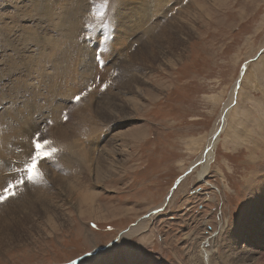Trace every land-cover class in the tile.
Returning a JSON list of instances; mask_svg holds the SVG:
<instances>
[{"label":"rangeland","instance_id":"obj_1","mask_svg":"<svg viewBox=\"0 0 264 264\" xmlns=\"http://www.w3.org/2000/svg\"><path fill=\"white\" fill-rule=\"evenodd\" d=\"M42 1L0 0V121L18 159L0 194L37 132L57 149L42 179L0 204V264H70L113 243L82 264H201L203 246L225 264L264 257V0ZM235 84L204 181L197 166L177 183Z\"/></svg>","mask_w":264,"mask_h":264},{"label":"bare ground","instance_id":"obj_2","mask_svg":"<svg viewBox=\"0 0 264 264\" xmlns=\"http://www.w3.org/2000/svg\"><path fill=\"white\" fill-rule=\"evenodd\" d=\"M31 1V0H30ZM37 1V0H36ZM39 1V0H38ZM43 1H45V0H43ZM42 1V2H43ZM72 1V0H71ZM111 1H113V0H111ZM10 2V1H9ZM16 2L17 1H15V4L14 5H16ZM34 2V1H33ZM57 2V1H56ZM115 2V1H114ZM121 2V1H120ZM154 2H156V1H154ZM2 3V2H1ZM0 3V4H1ZM18 3V2H17ZM28 3V2H27ZM32 3V2H31ZM50 3V2H49ZM64 3V2H63ZM5 4V3H4ZM22 4V3H21ZM51 4V3H50ZM37 5H38V3H37ZM53 5H55V4H53ZM57 5V4H56ZM74 5V4H73ZM77 5H78V3H77ZM5 6V5H4ZM17 6V5H16ZM42 6V5H41ZM58 6V5H57ZM69 6V5H68ZM117 6V5H116ZM20 7H21V5H20ZM43 7V6H42ZM46 7V6H45ZM48 7V6H47ZM77 7H80V6H77ZM89 7V6H88ZM113 7H114V5H113ZM120 7V6H119ZM10 8H12V6L10 7ZM41 8V7H40ZM111 8H112V6H111ZM117 8V7H116ZM25 9H26V7H25ZM34 9V8H33ZM33 9H32V11H33ZM43 9V8H42ZM45 9V8H44ZM115 9V8H114ZM20 10V9H19ZM30 10V9H29ZM37 11H38V8L36 9ZM72 10V9H71ZM113 10V9H112ZM112 10H110V11H112ZM23 11V10H22ZM21 11V12H22ZM42 11V10H41ZM47 11V10H46ZM108 11H109V9H108ZM109 11V12H110ZM115 11H117V10H115ZM7 12V11H6ZM16 12V11H15ZM20 11H19V13H21ZM23 12H26V11H23ZM28 12V11H27ZM39 12V11H38ZM48 12V11H47ZM49 12H51V11H49ZM108 12V13H109ZM11 13V12H10ZM9 12H8V14H10ZM18 13V14H19ZM35 13V12H34ZM113 13V12H112ZM7 14V15H8ZM14 14V13H13ZM24 14V13H23ZM30 14H31V12H30ZM29 14V15H30ZM36 14H37V12H36ZM36 14L35 15H33V18H34V16H36ZM111 13H109L108 15H110ZM126 14V13H125ZM43 15V14H42ZM112 15V14H111ZM128 15V14H127ZM25 16H28V15H25ZM2 17V16H1ZM3 17H4V14H3ZM7 17V16H6ZM8 17H9V15H8ZM13 17H15V16H13ZM18 16L16 15V17L15 18H17ZM38 17H40V16H38ZM114 18H115V15L113 16ZM126 17V16H125ZM19 18H20V16H19ZM33 18H31V19H33ZM47 18V17H46ZM112 21H111V23H113V18H111V17H109ZM8 19H10V18H8ZM12 19V18H11ZM21 19H22V17H21ZM37 19V18H36ZM48 19V18H47ZM56 19V18H55ZM60 19V18H59ZM17 20H18V18H17ZM41 20H43V19H41ZM77 20V19H76ZM1 21V20H0ZM13 21V20H12ZM21 20L19 19V22H20ZM26 21V20H25ZM25 21H24V23H25ZM31 21V20H30ZM36 21V20H35ZM58 21V20H57ZM71 21V20H70ZM90 21V20H89ZM18 22V21H17ZM42 22V21H41ZM125 22V21H124ZM3 23V22H2ZM13 23H14V21H13ZM35 23V22H34ZM59 23V22H58ZM75 23V22H74ZM20 24V23H19ZM30 24V23H29ZM45 24V23H44ZM62 24V23H61ZM76 24V23H75ZM127 24V23H126ZM125 24V25H126ZM17 25V24H16ZM32 25V24H31ZM36 25V24H35ZM22 26V25H21ZM27 26V25H26ZM38 26V25H37ZM9 27V26H8ZM63 28H64V26H62ZM66 27H68L67 25H66ZM65 27V28H66ZM20 28V27H19ZM122 28V27H121ZM126 28V27H125ZM70 29V28H69ZM127 30V29H126ZM53 31V33H54V30H52ZM68 31V30H67ZM125 31V30H124ZM25 32V31H24ZM36 33H37V31H36ZM44 33V32H43ZM70 33V32H69ZM68 34V33H67ZM133 34V33H132ZM145 34V33H144ZM45 35V34H44ZM71 35V34H70ZM32 36V35H31ZM144 36V35H143ZM38 37V36H37ZM42 37V36H41ZM68 37V36H67ZM73 39V38H72ZM28 41V40H27ZM124 41H127V40H125L124 39ZM38 42H42V41H38ZM48 43H49V40H48ZM36 44V43H35ZM42 44L43 43H41V46H42ZM50 44V43H49ZM71 44V43H70ZM38 45H40V44H38ZM50 45H52V44H50ZM33 46V45H32ZM44 46V45H43ZM42 46V47H43ZM37 47V46H36ZM41 47V48H42ZM45 47V46H44ZM47 47V46H46ZM45 47V48H46ZM131 47V46H130ZM38 48V47H37ZM40 48V49H41ZM122 48V47H121ZM32 49H34V48H32ZM36 49V48H35ZM120 49V48H119ZM50 50V49H49ZM124 51V50H123ZM262 51H264V47L262 48ZM51 52V51H50ZM13 53V52H12ZM50 58V57H49ZM118 58V57H117ZM242 74H243V72H242ZM242 74H241V76H242ZM52 75V74H51ZM84 75V74H83ZM11 80V79H10ZM240 80H241V78H240ZM239 80V81H240ZM1 85H3L4 84V82H2V83H0ZM16 84V83H15ZM15 87V86H14ZM23 87V86H22ZM236 84L234 85V87L232 88V90H231V93H230V96H229V98H228V101H227V103L224 105V108H223V110L221 111V113H220V116H219V118H218V123L217 124H215V127L212 129V131L210 132V135L208 136L209 138H208V141L206 142V146H205V150L201 153V154H199L200 156H198V158H196V160H194L191 164H190V166L188 167V169H189V172H191V171H193V170H195L196 168H197V166H201V169H200V171L198 172V178H199V181H204V177H205V174H206V172H207V169H208V167H209V165H210V163H211V161H212V157H213V150H214V148H215V145H216V143H217V141H218V139H219V135H220V133H221V126H224V123H225V120H226V115L228 114V112L231 110V104L233 103V101H234V98H235V96H236ZM10 90V89H9ZM236 93V94H235ZM2 98H6V97H1V99ZM49 101V100H48ZM86 101V100H85ZM22 102H23V99H20V102H18L19 104H22ZM11 103H12V98H10V99H8L6 102L4 101L3 103H2V105L3 106H5V105H11ZM62 105V104H61ZM12 106H13V103H12ZM81 108V107H80ZM101 108V107H100ZM113 108V107H112ZM1 109V108H0ZM10 109V108H9ZM74 109H76V108H74ZM73 110V109H72ZM21 111H23V110H21ZM0 113H1V111H0ZM85 113V112H84ZM83 116V115H82ZM87 115H85L84 117H86ZM80 117V116H79ZM54 118V117H53ZM16 119V118H15ZM130 119V118H129ZM11 121H12V119H11ZM16 121V120H15ZM114 121V120H113ZM17 122V121H16ZM94 122V121H93ZM9 123H11V122H9ZM115 123H116V121H115ZM18 124V123H17ZM109 124V123H108ZM55 125V124H54ZM220 125V126H219ZM56 126V125H55ZM22 127V126H21ZM21 127H19V130H21L20 128ZM26 127V126H25ZM27 127H28V124H27ZM36 127V126H35ZM76 127V126H75ZM79 127V126H78ZM77 127V128H78ZM31 128V127H30ZM62 128V127H61ZM60 128V129H61ZM83 128V127H82ZM27 129V128H26ZM55 129V128H54ZM58 129V128H57ZM62 129H65V128H62ZM85 129V128H84ZM67 130V129H66ZM65 130V131H66ZM70 130H71V128H70ZM73 130V129H72ZM74 130H78V129H75L74 128ZM73 130V131H74ZM58 131V130H57ZM63 132H64V130H62ZM62 131H60V133H62L63 134V132ZM67 131H69V129L67 130ZM12 132H13V130H12ZM51 132H55V131H51ZM79 132V131H78ZM24 133V132H23ZM57 133V132H56ZM59 133V135L61 136V134ZM67 133V132H66ZM74 133H76V132H73V134ZM15 134V133H14ZM58 134V133H57ZM65 134V133H64ZM70 134H71V136L73 137L74 135H76V134H74V135H72V133L70 132ZM70 134H69V132H68V137L67 136H65V137H67L69 140L71 139L72 140V138H70ZM11 135H13V133L11 134ZM54 135H56L55 133H54ZM59 135H58V138H59ZM67 135V134H66ZM10 136V135H9ZM15 136V135H14ZM57 136V135H56ZM55 136V137H56ZM64 136V135H63ZM91 136V135H90ZM64 137V138H65ZM5 138H7V136L5 137L4 136V129H3V125H2V123H1V121H0V152L2 151V149H3V146H5V147H7V140H5ZM53 138V137H52ZM76 138V137H75ZM61 139V138H60ZM67 139V140H68ZM63 140H65L66 141V138L65 139H63ZM61 141V140H60ZM59 141V142H60ZM72 141H74V140H72ZM19 142V141H18ZM72 146H73V143H72ZM30 147V146H29ZM80 149H82V148H80ZM204 149V148H203ZM4 151H6V152H3V157H1L0 156V172L4 169V168H6V165L7 164H9V163H11V161H12V159H14L15 160V162H16V160H18L17 159V156L16 157H14V152L11 150V149H9L8 147H7V149L5 150V149H3ZM70 150V149H69ZM77 151V150H76ZM80 151V150H79ZM70 153H72V152H70ZM86 153V152H85ZM83 154V153H82ZM81 154V155H82ZM80 155V156H81ZM8 156H11L12 158H10V157H8ZM27 156V155H26ZM14 157V158H13ZM21 157V156H20ZM25 158V157H24ZM23 161V160H22ZM15 162H14V166H15ZM26 162V161H25ZM17 167H20V162H19V165H17ZM41 169V168H40ZM73 182V181H72ZM76 183V182H75ZM77 184V183H76ZM69 187V186H68ZM77 187V186H76ZM23 188V187H22ZM43 188V187H42ZM70 188V187H69ZM69 188H67V189H69ZM21 189V188H20ZM61 189V188H60ZM75 189H77V188H75ZM51 190V189H50ZM66 190V189H65ZM71 191H68L67 192V194L66 195H64V196H70V195H72V189H70ZM20 191V190H19ZM18 190H17V192H19ZM46 191V190H45ZM67 191V190H66ZM43 192V191H42ZM62 192H63V190H62ZM38 193V192H37ZM47 193V192H46ZM76 193V192H75ZM45 194V193H44ZM52 194H54V193H52ZM56 194V193H55ZM59 194V193H58ZM77 194V193H76ZM173 197H174V192H170V194L168 195V198L166 197L164 200H163V202L160 204V205H158L157 207H155V208H152L151 210H149V212H148V214L146 215V216H144V217H142V218H140L138 221H137V223H135L134 225H132V227L130 228V229H127V231H124L123 233H121V235H120V237H119V239L117 240V242L116 243H121V241H123L125 238H127V237H130V236H132V235H134V234H138V233H140V232H142V231H144L145 229H146V226L149 224V223H151L155 218H156V216L163 210V208H164V206H166L168 203H170L172 200H173ZM33 198V197H32ZM42 198H43V196H42ZM41 198V199H42ZM74 198V197H73ZM12 199V198H11ZM29 199V198H28ZM67 199V198H66ZM70 199H72V198H70ZM53 200V199H52ZM29 201H31V200H29ZM40 201V200H39ZM42 201V200H41ZM44 201V200H43ZM48 201V200H47ZM23 202V201H22ZM35 202V201H34ZM52 202V201H51ZM54 202V201H53ZM81 202V201H80ZM19 203V202H18ZM25 203H27V202H25ZM24 203V204H25ZM73 203V202H72ZM10 204V203H9ZM35 204H37V203H35ZM52 204V203H51ZM50 204V205H51ZM5 204H3V206H4ZM23 205V204H22ZM38 205V204H37ZM49 205V204H48ZM12 207V206H11ZM24 207V206H23ZM26 207V206H25ZM36 207V206H35ZM10 208V207H9ZM48 208V207H47ZM50 208V207H49ZM7 209V208H6ZM40 209H41V207H40ZM43 210V209H42ZM46 210V209H45ZM50 210V209H49ZM52 210V209H51ZM50 210V213L49 214H47L46 213V217H53V218H55V217H57V214H58V208H57V205H55V207H54V209H53V211H51ZM35 211V210H34ZM252 211V210H251ZM9 212V211H8ZM15 212V211H14ZM46 212V211H45ZM17 214H18V212H17ZM43 214V213H42ZM10 215V214H9ZM44 215V214H43ZM59 215V214H58ZM11 216H12V214H11ZM16 216V215H15ZM37 216H39L38 214H37ZM40 217V216H39ZM9 218H11V217H9ZM29 218H31V217H29ZM58 218V217H57ZM19 219V218H18ZM22 219V218H21ZM10 220V219H9ZM11 220H13V219H11ZM18 221V220H17ZM31 221V220H30ZM1 222V221H0ZM13 222V221H12ZM12 222H11V224H12ZM264 222V221H263ZM14 223V222H13ZM16 223V222H15ZM19 223V222H18ZM34 223V222H33ZM9 224V223H8ZM22 226V225H21ZM27 226V225H26ZM6 227V226H5ZM33 227V226H32ZM0 228H1V225H0ZM24 228V227H23ZM26 228V227H25ZM39 226H38V231H39ZM6 229V228H5ZM14 229V228H13ZM17 229H18V227H17ZM1 230V229H0ZM26 231H27V229H25ZM36 230V229H35ZM11 232V231H10ZM25 232V231H24ZM42 232V231H41ZM3 233V232H2ZM7 234H8V232H6ZM4 234V233H3ZM6 234H4V236H5ZM1 236V235H0ZM9 236V235H8ZM15 236V235H14ZM13 236V237H14ZM223 237V236H222ZM22 238H23V235H22ZM2 239V238H1ZM213 239V238H212ZM224 239V238H223ZM16 240V239H15ZM19 240V239H18ZM8 241V240H7ZM7 241H6V245H7ZM228 241V240H227ZM233 241V240H232ZM9 242H10V240H9ZM208 244V243H207ZM117 244H115V243H113V244H111V245H109V246H106V247H104V248H97V249H95L91 254H89V255H86L83 259H80V260H77V261H74V262H72V263H70V264H82V262L83 261H89L90 259H92L91 257H93L94 255L95 256H98V255H100L101 254V252H104V251H107V250H109V249H112L114 246H116ZM207 246V245H206ZM231 246V245H230ZM3 249V248H2ZM228 249V248H227ZM226 249V250H227ZM232 249V248H231ZM243 249V248H242ZM241 251V250H240ZM244 251V250H243ZM247 251V250H246ZM245 251V252H246ZM238 252V251H237ZM250 252V251H249ZM252 252V251H251ZM212 252H210V250H209V248L207 249V248H205L204 246H203V251H202V263L203 264H225V261H224V258H223V253L222 254H220L221 252H219L216 256H212V255H210ZM227 253V252H226ZM231 253V252H230ZM256 253V252H255ZM229 254V253H228ZM233 254V253H232ZM235 254V253H234ZM243 254V253H242ZM231 255V254H230ZM230 255H229V257H230ZM253 255V254H252ZM227 256V255H226ZM247 256V255H246ZM245 256V257H246ZM221 257H222V259H221ZM228 257V258H229ZM231 257H233V255L231 256ZM230 257V258H231ZM229 258V259H230ZM248 258V257H247ZM256 258V257H255ZM226 259V258H225ZM232 259H234V258H232ZM231 259V260H232ZM222 260V261H221ZM230 261V260H229ZM251 261V260H250ZM235 262H237V259H236V261ZM262 262H264V257H262V255L261 256H259V257H257L256 258V260H255V263L254 264H257V263H262ZM201 263V264H202ZM231 263V262H230ZM229 263V264H230ZM197 264V263H196ZM228 264V263H227ZM247 264V263H246Z\"/></svg>","mask_w":264,"mask_h":264},{"label":"snow or ice","instance_id":"obj_3","mask_svg":"<svg viewBox=\"0 0 264 264\" xmlns=\"http://www.w3.org/2000/svg\"><path fill=\"white\" fill-rule=\"evenodd\" d=\"M99 15L102 16L103 12ZM106 87L107 85H101V90H105ZM90 90V88H86L84 92L73 98L74 101L79 102L82 96L86 95ZM51 143L48 139L42 140L39 132L35 134L30 144L29 159L23 164L21 174L17 178L9 180L3 188V192L0 194V204L5 203L9 198H14L17 194V188L23 187L29 182L36 183L42 179V173L40 171L41 163L51 161L57 152L55 147H49Z\"/></svg>","mask_w":264,"mask_h":264},{"label":"water","instance_id":"obj_4","mask_svg":"<svg viewBox=\"0 0 264 264\" xmlns=\"http://www.w3.org/2000/svg\"><path fill=\"white\" fill-rule=\"evenodd\" d=\"M238 84H239V82H237V85H238ZM188 173H189V169L187 170V172L184 173L183 177L177 181V183H178L179 181H181L184 177H186ZM177 183H176V185H177Z\"/></svg>","mask_w":264,"mask_h":264}]
</instances>
